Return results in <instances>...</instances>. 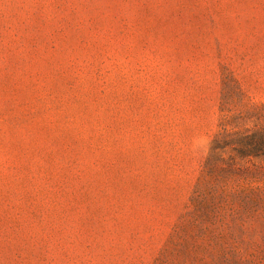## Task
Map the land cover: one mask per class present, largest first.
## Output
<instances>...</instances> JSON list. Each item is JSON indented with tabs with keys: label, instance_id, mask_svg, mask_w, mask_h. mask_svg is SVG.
Masks as SVG:
<instances>
[{
	"label": "rangeland",
	"instance_id": "rangeland-1",
	"mask_svg": "<svg viewBox=\"0 0 264 264\" xmlns=\"http://www.w3.org/2000/svg\"><path fill=\"white\" fill-rule=\"evenodd\" d=\"M263 128L264 0H0V264H264Z\"/></svg>",
	"mask_w": 264,
	"mask_h": 264
},
{
	"label": "trees",
	"instance_id": "trees-1",
	"mask_svg": "<svg viewBox=\"0 0 264 264\" xmlns=\"http://www.w3.org/2000/svg\"><path fill=\"white\" fill-rule=\"evenodd\" d=\"M260 134L252 133L249 135H243L241 136L239 140L238 146L234 148V151L241 157V158H247L250 156L256 157L259 155L264 154V128L261 129ZM232 145V142H229L225 139L219 141L214 140L213 146L211 148L212 152L216 151L217 149L224 148L226 146ZM214 158L209 157L207 161V166L209 172L215 173V165L213 163ZM210 195H213V190L209 189ZM215 197L214 199H216Z\"/></svg>",
	"mask_w": 264,
	"mask_h": 264
}]
</instances>
